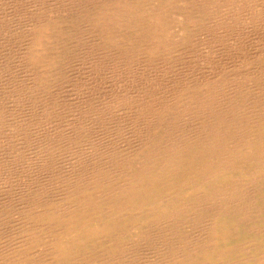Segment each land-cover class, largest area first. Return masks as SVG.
<instances>
[{
    "label": "bare ground",
    "instance_id": "obj_1",
    "mask_svg": "<svg viewBox=\"0 0 264 264\" xmlns=\"http://www.w3.org/2000/svg\"><path fill=\"white\" fill-rule=\"evenodd\" d=\"M15 1L0 0V48L10 46L5 50L18 55L37 88L58 60L66 22L101 50L116 48L127 65L139 59L148 67L221 30L204 27L203 6L191 0ZM227 2L246 7L256 0ZM34 3L40 7L33 14ZM263 53L258 63L256 56L229 69L220 59L215 77H177L170 93L142 98L131 121L174 127L134 138L121 156L114 137L93 147L102 137L92 136L87 144L64 140L62 148L61 139L49 138L23 169L12 155L15 168L4 171L13 192L0 216L15 225L1 233L0 264H264ZM184 121L204 128L186 136L179 131ZM21 138L9 141L10 151L26 147ZM65 157L66 172L56 173ZM24 169L45 183L19 184L30 175Z\"/></svg>",
    "mask_w": 264,
    "mask_h": 264
},
{
    "label": "rangeland",
    "instance_id": "obj_2",
    "mask_svg": "<svg viewBox=\"0 0 264 264\" xmlns=\"http://www.w3.org/2000/svg\"><path fill=\"white\" fill-rule=\"evenodd\" d=\"M191 1L194 8L203 6L204 27L209 24L221 28L217 38L203 33L196 38L192 47L179 45L170 54L169 60L158 66L154 63V66L148 67L150 64L139 59L127 65L123 58H118L116 48L103 44L101 50L102 43L91 42L81 34L78 25L66 22L61 28L66 34L59 38L55 46L58 60L50 67L45 83L37 88L31 72L24 69L18 55L13 56L10 49L5 50L4 47H10L7 43L1 45L0 209L6 200H11L13 191L7 190L13 188L10 189L8 183L14 184L4 170L8 169L7 166L23 169L28 159L35 155L38 146L49 138L61 139L59 146L62 148L64 140L75 137L85 141L91 136L106 138L105 143L99 139H96L98 143L93 140V147L95 144L107 146L109 139L114 137L115 142L111 146L121 156L125 153V145L134 144V138L152 129L165 131L174 127L172 121H164L158 127L151 126L148 121H131L134 109L142 106V98L158 96L162 91L170 93L173 86L169 81L177 77L187 76L194 81H200L203 76L215 77L220 59L226 69L245 65L247 60L256 56L254 61L259 62V55L264 52V0H256L249 5L245 2L246 7H229L227 0ZM39 7L40 4L34 3L31 12L34 14ZM241 48L244 49L241 51ZM252 65L258 66L255 63ZM203 128L199 121H184L179 131L190 136ZM21 137L27 143L26 147L15 145V151H10V146H7L9 141ZM12 155L17 157L15 167L9 163ZM63 156L66 155L60 154V157ZM59 161V164L55 163L60 167L56 173H65L66 165L60 164L63 161L66 164L67 157ZM21 172L30 175L19 180V184L31 181L29 188H35L41 182L45 183L41 174L33 175L28 169ZM11 205L15 203L7 206L12 208ZM14 225L15 219L0 216V249L7 240L1 233L10 231Z\"/></svg>",
    "mask_w": 264,
    "mask_h": 264
}]
</instances>
